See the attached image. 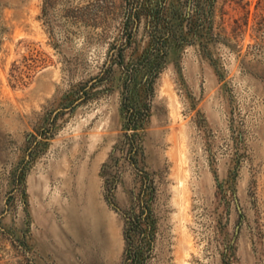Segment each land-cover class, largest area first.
<instances>
[{"label":"rangeland","instance_id":"374dc122","mask_svg":"<svg viewBox=\"0 0 264 264\" xmlns=\"http://www.w3.org/2000/svg\"><path fill=\"white\" fill-rule=\"evenodd\" d=\"M161 1L0 0V264H121L127 132L143 264H264V0Z\"/></svg>","mask_w":264,"mask_h":264},{"label":"trees","instance_id":"16d2710c","mask_svg":"<svg viewBox=\"0 0 264 264\" xmlns=\"http://www.w3.org/2000/svg\"><path fill=\"white\" fill-rule=\"evenodd\" d=\"M142 4H145V2L143 1ZM160 5L164 8V13H166L163 15H166V17H171L170 15H172L171 19L176 16L182 18L183 14H189L192 10H194L199 18V15L204 12L205 7L203 0H177V3L175 4H167L165 3V0H162ZM212 6L213 4L210 5V7ZM180 31L181 37L184 35V32L183 29H180ZM170 34L171 31L167 34L164 33L161 36L164 47L167 45ZM164 47L163 54L165 55L166 51L164 50ZM155 66L157 67L159 65L157 64ZM145 115L146 113H144V111L142 112L133 107H128L126 110V117L130 123L135 118L137 120L138 118L143 119ZM139 127L143 128V124L135 123L134 126L129 127L128 129L137 130ZM124 136L125 139L121 145V149L122 152L126 154L127 159L133 163L137 169V174L140 176V185L138 187L137 197L131 200V204L128 208L120 209L114 204V208L121 212L124 219L123 233L126 241V248L121 264H143L145 262V246L150 244L153 233L156 229V220L154 218V210L152 206V198L155 194L156 187L153 185L150 173L139 163V154L141 150L139 134L137 132H127Z\"/></svg>","mask_w":264,"mask_h":264}]
</instances>
